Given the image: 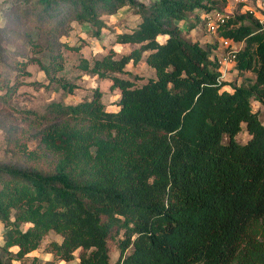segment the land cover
<instances>
[{
	"label": "trees",
	"instance_id": "obj_1",
	"mask_svg": "<svg viewBox=\"0 0 264 264\" xmlns=\"http://www.w3.org/2000/svg\"><path fill=\"white\" fill-rule=\"evenodd\" d=\"M13 1L55 41L70 22L97 27L99 37L102 15L126 7L141 20L117 37L131 46L129 54L110 51L93 65L80 64L110 79L120 94L117 111L107 110L97 90L76 105L23 112V140L15 137L21 130L9 131L13 163H0V264H41L30 255L51 232L61 241H50L48 252L76 264H264V124L252 107L254 100L264 105L258 19L234 15L217 32L244 44L233 68L255 79L217 84L220 65L211 59L217 43L203 47L181 24L192 30L191 14L220 9V0ZM54 55L53 68L41 66L50 83L61 82ZM141 61L155 78L138 86L121 77ZM3 90L6 102L12 87L4 77ZM244 126L248 140L240 143ZM112 243L120 252L115 263Z\"/></svg>",
	"mask_w": 264,
	"mask_h": 264
},
{
	"label": "rangeland",
	"instance_id": "obj_2",
	"mask_svg": "<svg viewBox=\"0 0 264 264\" xmlns=\"http://www.w3.org/2000/svg\"><path fill=\"white\" fill-rule=\"evenodd\" d=\"M137 1L147 5L152 0ZM255 1L248 0L249 6L254 9L256 8ZM220 2V9L211 11L225 10L231 15L242 14L241 7L237 6L234 0H220ZM14 3L13 0H0V78L4 77L12 87L8 100L0 101V163L7 164L13 163L11 155L8 153L9 131L21 130L20 134L15 132V137L22 140L24 139L23 135L27 133V125L23 120L25 111H33L42 115L47 112L52 103L76 105L92 99L97 90L102 93V101L107 110L117 111L118 90L111 88L110 79L89 74L80 67V64L85 60L93 65L95 60L108 55L110 51L116 53V58L129 54L132 48L117 43V37L121 33L130 32L141 20L140 15L135 14L131 7H126L116 15H102L101 19L106 23V26L101 28L99 37L94 35L97 27L70 22L67 32L55 41L38 25L37 21L30 20L24 12L12 8ZM256 15L259 16V13L256 12L255 18ZM189 20L195 25V31L191 33L188 23L181 24L182 31L203 47L217 43V48H213L211 59L219 65L227 51L232 49L239 51L244 45L237 44L229 38L220 37L218 34L209 33L201 22L202 19H199L197 11L191 14ZM224 40H228V44ZM54 46L55 55L50 49L53 47L54 52ZM51 55H59V59H56L55 62L63 68L54 74L56 79L61 82L55 80L50 83L47 74L41 69L42 65L53 68ZM37 61L41 64H38ZM127 71L129 74L121 75V77L134 80L138 86L146 83L150 78H155L154 70L143 61L138 64L129 63ZM254 79V73L250 71L239 73L234 68L227 71L225 78L237 85H247ZM62 83L73 85L75 89L68 93L61 88ZM226 90L229 91L230 88L227 87ZM5 92L6 90L0 91V94ZM252 107L254 111L259 112L260 120L264 124V105L254 100ZM247 140L248 134L244 126L243 131L237 136V141L246 143ZM35 145V142L28 141L30 150L34 149ZM4 232L5 228L0 223V242ZM50 241L59 242L61 238L51 232L49 237L44 240L37 253L40 260L43 261L42 263L47 264L54 261L55 264H64V262L65 264H75L73 261L66 262L55 258L51 252H48ZM110 248L111 262L115 263L119 259L120 252L116 243H112ZM30 260L27 261V264H31Z\"/></svg>",
	"mask_w": 264,
	"mask_h": 264
},
{
	"label": "built area",
	"instance_id": "obj_3",
	"mask_svg": "<svg viewBox=\"0 0 264 264\" xmlns=\"http://www.w3.org/2000/svg\"><path fill=\"white\" fill-rule=\"evenodd\" d=\"M237 6L241 7V13H248L251 15H255L256 12L259 13V16L256 18L258 19L260 25L264 26V0H256L255 1V9L250 7L248 4V0H234ZM234 15L227 13L224 11L214 10L209 11L203 14L202 20L206 30L209 33L217 34L218 30L225 26L228 19ZM255 17V16H254ZM226 44H228V40H224ZM237 52L236 50L227 51L224 56L222 57V61L220 62V67L218 69L219 76L217 78V84H221L225 81L227 71L230 68H233L236 64L237 59ZM229 68V69H228Z\"/></svg>",
	"mask_w": 264,
	"mask_h": 264
},
{
	"label": "crops",
	"instance_id": "obj_4",
	"mask_svg": "<svg viewBox=\"0 0 264 264\" xmlns=\"http://www.w3.org/2000/svg\"><path fill=\"white\" fill-rule=\"evenodd\" d=\"M202 17H203V13H200V14H199V19H202ZM201 22L203 23V20H202ZM205 29H206V28H205ZM194 31H195V29L193 28V29L191 30V33L194 32ZM164 39H165V37H163V36H159V37H158V40L161 41V42L164 41ZM192 40L196 41L194 38H193ZM125 46H129V45H125ZM130 48H131V46H130ZM118 95H119V98H120L119 91H118ZM117 110H118V107H117ZM38 250H39V249H38ZM38 250L35 251V252H33L30 256L37 257L38 259H40V258L38 257V255H37ZM42 259L44 260V258H42ZM57 263H61V262H57ZM73 263L76 264L77 261L74 260ZM53 264H55V263H53ZM64 264H65V262H64Z\"/></svg>",
	"mask_w": 264,
	"mask_h": 264
}]
</instances>
